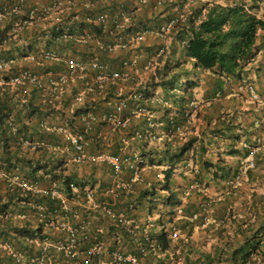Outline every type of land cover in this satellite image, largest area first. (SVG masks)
<instances>
[{
	"label": "crops",
	"instance_id": "obj_1",
	"mask_svg": "<svg viewBox=\"0 0 264 264\" xmlns=\"http://www.w3.org/2000/svg\"><path fill=\"white\" fill-rule=\"evenodd\" d=\"M126 1L131 10L136 7L131 0ZM172 1L179 0H168L165 3V6L168 8H164V11L162 12L164 14L162 15L161 13L158 14L154 12V10H152L151 8V4L147 6L137 7L134 10L133 14H135V17L137 15L141 19H138V17L135 18L136 21L140 20V23L139 21L135 22L134 20V25L132 27L133 30L131 33L144 28V26L157 24L159 21L163 20V16L165 14H168L172 10V4L169 3ZM208 1L233 3L237 2L238 0ZM45 2H47V0H23L19 3L20 11L18 14L5 15L0 19V29L2 33L0 35L2 38V40L0 41V52L1 50L7 52L6 55H1L0 60H12L13 62L7 67L8 69L14 67V72L19 69H25L24 67L33 68V72L36 73L44 72L45 69H47L49 66L54 69H59V67L61 66L62 68H60L63 69L62 64L52 61H44L40 64V66L37 65V63H40L38 62L39 60L32 57V55H34V52L37 50L38 57L40 51H42L43 49L52 48H55L58 54L64 56L69 55L76 58L83 56L85 57L83 47L75 43H70V45H64L63 47H59L60 45L58 46L57 44L54 45L52 43H49L48 40L44 37V34L50 27V23L47 20L41 21L37 25L28 23V8L34 3ZM199 2V0H195L189 8L190 11L194 10L199 5ZM246 2L249 4L251 3V0H246ZM12 3L14 2L11 0H0V6L10 5ZM258 3L260 5V9L257 11V14L264 18V1H259ZM93 5L94 10H96L98 8H107L109 7V5H114V2L113 0H97ZM4 29L5 31L3 32L2 30ZM35 33H40V38L37 37V39H33V35L29 38V41L32 42V48L35 49L34 52L28 53L26 55H19V51L16 50L15 47H23L26 43H28V36ZM11 41H13L14 43L8 44ZM155 43H158L157 38L153 36H146L141 44V48L145 52L144 56L142 58L140 57L137 60V64L139 67L138 70H140L141 72H144L145 69L143 67L145 63V56L151 54V52L149 51ZM255 43L258 47V52L249 66V72L246 74H242V78L240 80H232L229 78L230 80L226 81L225 79L223 80L221 85H219L218 80L213 76L212 73L194 69L192 67L191 61L189 59L186 60V66L189 65L190 72L194 74L192 78L194 85L192 87H187L185 90L181 91V95H179V97L177 96V99H184L192 96L191 98H197L199 100L201 98L200 101L204 103L201 107H199V110L192 113L188 129L184 133L172 137L164 136V123L160 121L163 119L161 116L162 113L159 108H153L154 106H152V112L155 117L154 127L151 132L155 135V138L153 140H147V144L145 146L138 147V144L132 142L130 138L123 136V132L126 131L125 129L113 130L105 123H99L95 125V127L93 128V132L91 133V138L89 136L88 142H86L87 151L90 154L102 152L112 153L116 155H127L129 157H139L141 151L144 149L146 150L149 148H154L157 149L158 152H160V150L163 148L162 145L166 140H171L174 142V144L191 142V150L185 152L183 158L189 160L192 163V168L186 169L185 167H183V165L181 167L182 161L180 163H177V168L171 179L172 189L175 191L176 196L180 200V204L176 206L171 207V205H167L163 207L162 205H158L155 208L150 209L146 206H142L141 208V206L137 204L138 207H134V209L131 211L127 210L128 205L133 204L132 200H134L135 196H137V194L139 193L137 188L141 187L143 184H146L147 186L153 184L160 194L165 193L160 188L161 184H158V180L155 176L158 170L163 168V166L150 164L146 159L147 157H139V159L143 161V165H140L139 171L137 170V172L134 173L124 170L117 177L118 180H121L126 184V188L120 191V196L115 201H113V206L115 204V209L125 210L128 217L132 218L133 221L131 223V226L133 227L134 233L132 234L127 230H118L114 234L109 221L106 220L100 212H95L94 215L97 217L96 222L99 223L104 229V233L102 234L101 239L105 243V245L114 246L116 244H119L121 245V248L124 247L126 250L131 252H136V250L141 251L146 247V243L142 241L143 235H148L149 237L152 232H157L161 229L171 230V228H174L176 226L178 229H174L180 230V234L183 235L180 240L186 243L185 246L181 245L179 247H185L183 252L187 250L188 252H184V254L188 255V253L190 252L189 250L193 249L192 246L196 247V249H200L199 242L205 239H218V241L220 242L226 239L228 234H231V236L233 235L235 226L233 223H230L229 219H227L224 208H221V206L218 204L215 206L213 205L211 209H208V212L206 213L208 223L206 224H202V218L200 217V215L194 218H192V215L194 213L199 214L198 205L201 202L202 196L211 197V195L214 193L215 187H218V183H222L221 181L214 178V176L212 175V170L207 169L204 166V162L219 163V166L224 167V169H222V171L220 172L225 175L227 173H232L243 162L246 156L245 154H243V150H246L248 148V144L253 143L255 141V137L257 136V139L261 138L262 141L264 140V30H260L258 32ZM173 44L177 45L176 41H174ZM53 45L54 47H52ZM12 48H14L15 50L13 55H11ZM132 53V51H126L123 53V56H132ZM115 56H118V54L116 53L111 57ZM184 58L185 55L183 53V49L181 48V46H178L177 51L172 56L171 61L177 59L179 61H184ZM117 64H119V59L113 63V67ZM7 71L0 72V76L6 74ZM198 73H200L201 75H209L206 80L205 91L204 93L199 94V96L198 94H195L198 92L199 87L202 86V78L200 75H198ZM184 79L185 77L183 76L179 83H182V80ZM133 84L135 83H128L127 86H124L123 90H121L119 93H121L122 95H127L131 90H136L137 88H139L138 85H140L141 82L136 83V87H133ZM247 84H252L254 89L260 94L261 99L258 102H251L248 99V92L245 89ZM78 86V81H73L69 84V86L62 94L64 97L63 101L67 100L66 104L67 102L68 104L65 105V102H63L62 104L59 102L56 105H59V107H56L57 110L44 112V121H42L41 126L35 125L36 120L34 114L32 116L29 115L30 117H26L25 120L27 127L23 128L21 132L18 133V135L16 136L17 138H10L11 143L28 142L26 143V145L22 144L21 147H24V149H26V152L28 153L27 157H29L32 162L42 160L48 162L50 165H58L59 163L60 166L52 171L42 170L33 173V177H36L37 181L42 187L56 185L61 188V178H58L61 175L62 177H71L81 184H87L86 182H89L90 186H92L93 184H96L97 186L101 181H110L111 183L115 179L114 175L109 170L110 168H108L104 164H93L92 162H89L90 167L95 168L94 170H89L86 163H75L73 161V152L71 146H69L68 142L65 141L64 134L57 131L47 130V126L50 127L59 124H62L63 126L67 125V127L71 131L80 129V124L77 122L75 117L79 111L84 109L82 108V106H79L83 104V102L72 104L74 95L77 94L73 93L72 90L74 88H77ZM220 87L223 91L220 93H216V91ZM6 88V94L8 97L14 99L15 97L21 96L15 86H6ZM29 89L32 90L33 86H31ZM158 91H160L161 94H164V91L160 88L156 89L155 93H157ZM31 97L36 104H39L42 100L41 95L38 93H32ZM110 99H112L113 102L115 100V97H110ZM12 108H14L13 112H16L17 109H20L21 115L25 116L26 111L23 106L21 107L15 105L12 106ZM75 108L76 111L73 114ZM123 115H127V111H125ZM142 121L143 120L141 118H132L127 129L130 126L132 127L138 125V129L142 130L146 125ZM41 129L48 133L53 132L58 140L55 146H53L52 143H49L45 145L46 147H44V150L46 151L42 150L39 152L33 149L38 142H52V139H50L49 137L45 139V137L42 136ZM3 137H5V135L1 136L0 138ZM116 142L122 143V145L120 144L121 146H119L118 149L115 146ZM27 144H29L30 146H27ZM1 149L2 147L0 146V151ZM0 162H3L5 164V161L1 159ZM19 166L20 165L18 163L17 168L11 169L10 173H7L6 171H4V169L0 170V195L2 196L3 200L6 198L7 191L9 190L8 184H6V178L14 174L22 177L23 174L27 172V170H23ZM195 180H198L199 183L196 182L197 185L191 190L190 194L184 195L183 189L185 188V186L191 184ZM103 188L105 189L106 186ZM94 189L96 193L101 191L99 188ZM219 198L220 196H216L210 199L214 200ZM69 203L73 207L81 210L80 202H78L77 199H75L73 202L69 201ZM7 210V216L11 217L13 223L17 226L27 225L30 228H35L36 226H38L34 219H32L31 217L23 219L19 216L21 212L27 211V206L23 205L19 201H15V203L13 205H10L9 209ZM170 210L174 211L175 216L171 217V221L168 220L170 218ZM185 221L191 222L189 224H192V229L189 234H187V231L180 229V225L186 224ZM56 230L57 229H53L51 225H42L41 229L42 233H47L54 240L63 238V233L59 230ZM124 232L126 234H124ZM170 239L171 241L169 248H167L166 250H159V252H157L154 256H151L149 254L145 256L144 259H147L148 263H152L154 261H158V259L156 258L164 257L165 255L170 256L171 254H173L176 256V260H178L176 261L177 263L182 262L185 257L184 255H182V251L180 249H174V247H177L175 244L178 241H175L176 238ZM112 242L115 244L113 245ZM152 243L155 242L152 241ZM82 244L85 245L81 246L77 255L74 256V259H72L73 261L75 260L76 263L80 261L81 254L83 253L82 250L86 245H88V242H83ZM198 252H200V250H198ZM61 258H63L61 255H57V259Z\"/></svg>",
	"mask_w": 264,
	"mask_h": 264
},
{
	"label": "trees",
	"instance_id": "obj_2",
	"mask_svg": "<svg viewBox=\"0 0 264 264\" xmlns=\"http://www.w3.org/2000/svg\"><path fill=\"white\" fill-rule=\"evenodd\" d=\"M11 1L14 2L18 0ZM199 1V5L194 10L190 11L186 23L172 28L170 33L164 40H159L157 38L158 43H155L149 51L151 52V54H153V51L157 47L164 44L166 45L164 54L158 59V64L160 62L159 65L161 66H155L156 68L154 67L155 72H153L152 74L150 82L151 84L146 86L143 85L142 87L139 86V88H137L136 90L130 91L141 92L144 97H146V107L148 108V111L152 116L151 120L153 125L149 126L147 125V121L145 119L146 116L135 115L133 113H128L127 115L128 123L124 128L126 131L123 132V136L130 138L132 142L138 144V147L145 146L147 144V140H150L148 136L153 134L151 130L154 127L155 117L153 115L152 109L156 107L159 108L162 113L161 116L163 119L160 118L162 119L160 121L164 123V136L172 137L178 135L168 133V129L170 127L169 121L171 118H173L175 121H180V119H182L183 117V101L186 98L182 97L184 99H177L179 95H181V91L185 90L187 87H192L194 85L192 79L194 74H192L190 70H186L184 73L185 75L181 73V68L186 65L187 59L191 61L192 67L194 69L212 73L213 76L218 80L219 85H221L223 80L225 79L226 81H229L230 79L240 80L242 78V74L248 73L249 66L258 52V47L256 46L255 40L258 32L260 30H264V18L257 14V11L260 9V5L258 2L264 0H251V3L249 4L246 2V0H238L237 2L233 3L208 0ZM19 2L20 0L18 1V3ZM176 3H178V1L170 2V4H172L171 9ZM135 6L136 7L132 9L133 11L137 7H141L137 5ZM165 7L166 6L164 5L159 9H153L151 6L154 12L158 14L161 13V15L164 14L162 12L164 11ZM30 8L31 6L28 8V10ZM102 10H106V8H98L91 12H98ZM172 12L173 9L168 14ZM15 14L16 12H13L11 15ZM137 17L138 19H141L137 15L135 17L134 14L135 22L139 21L140 23V20L136 21L135 18ZM165 17L166 15L163 16V18ZM72 24L73 23H71V25L69 24V33L75 32L72 28ZM155 25L156 24L147 25L144 26V28L151 29L155 27ZM85 27L88 29V32H91L90 30H95L94 33L97 35L100 32L99 28L93 29L90 25H85ZM132 27L126 30L127 33L132 32ZM144 28L138 29L142 30ZM2 31L4 32L5 29ZM1 34L2 33L0 29V35ZM32 35L33 39H37V37L40 38V33H35L28 36V43H26L23 47H15V49L19 51V55H26L28 53L34 52L35 49L31 46L32 42L29 41V38ZM1 40L2 38L0 36V41ZM174 41H176L177 45L173 44ZM48 42L54 45H60L59 47H63L64 45H70V43H72V40L62 37L59 40H54V42L52 40H48ZM142 42H140L137 46H134L133 49L125 50L123 52H116L118 56L115 57H111L108 54L101 53L98 55V59L104 64H108V67L111 69H120L121 61L130 57L129 55L123 56V53L126 51H132L133 55L135 52L143 51L141 48ZM13 43L14 42L11 41L8 44ZM167 43L169 44V46H167ZM54 45L52 47H54ZM178 46H181V48L183 49V53L185 55L184 61H179L178 59H173L174 61H171L172 56L177 51ZM52 49L56 51L55 48ZM14 52L15 50L14 48H12V54H10L13 55ZM6 53V51L1 50L0 57L1 55H6ZM32 57L39 60L38 62L40 63H37V65L39 66L42 62L46 61L42 57H40V55L38 57V50L34 52V55H32ZM118 59L120 60L119 64L113 67V63ZM60 67L59 69L62 68ZM24 68L27 70H31L32 72L34 71V69L30 67ZM47 69L59 70L51 68L50 66ZM47 69H45V71ZM14 70L15 68L11 67L8 69L6 74H3L1 76L4 79V83L0 85V137L4 135L5 137L0 138V146L2 147L0 151V159L5 161V164L3 162H0V170L4 169V171L10 173L11 169L17 168V165L19 163V167H21L23 170H27V172L23 174V178H26L28 180H37L36 177H33L34 172L42 170L52 171L60 166L59 163L58 165H50L48 162L42 160L32 162L30 158L27 157L28 153L26 152V149H24V147H21L22 144L26 145V143L28 142H12V144L10 142V138H17L16 136L18 135V133L21 132L23 128L27 127L25 120L26 117H30L29 115L32 116L34 114L36 120L35 125L41 126L42 121H44V112L57 110L56 105L59 102L61 104L65 102V105H67L68 102L66 104L67 100L63 101L64 97L62 94L64 92L58 94L56 91L47 89V87L36 88V86H33L32 90L29 89V91L24 96H18L14 99L8 97L6 94V86H11L10 84H8V81ZM87 72V75L92 74L91 69H88ZM183 76L185 77V79L182 80V83H179ZM73 81H78L79 86L77 88H74L72 92L78 94L80 93L83 96V104L79 106H82V108H84L83 111L85 112H94V114H96L99 119V122L97 124L105 123L102 119L107 113L111 111L113 102L110 97H115L116 100L118 97L125 96L119 93L121 91L120 88L122 89V87H124L122 86V84L120 85V87L109 86L104 90H98L96 88V85L92 83L90 84V89L88 91V77L70 80L68 84ZM128 83H137V74L135 75L133 80L126 82L123 85ZM159 88L164 91V94H161L160 91L155 93V90ZM250 88L256 91L252 84H247L245 89L248 92V99L251 102L256 103L261 99V96L256 91L258 94V99H252ZM222 91L223 90L220 87L216 91V93H220ZM176 92L179 93L177 95L178 97H173ZM32 93H38L41 95L42 100L39 104H36L32 100ZM151 96L154 97V101L150 100L152 98ZM88 98L92 99L89 100ZM134 101L130 99L129 105L133 106ZM140 102L142 104L145 103L144 100H141ZM72 104L77 103L73 100ZM15 105L24 107L26 111L25 116L21 115L20 109H17L16 112H13L14 108H12V106ZM152 106L154 107L152 108ZM75 111L76 108L74 109L73 114L75 113ZM127 112H130V110ZM132 118H141L143 120L142 122L146 124V128L144 126V128L140 130L138 129L139 126L136 125L132 127L130 126L127 129ZM92 132L90 131L86 136L88 138L90 136L91 138ZM41 134L45 137V139L47 137L52 139V142H38L33 148L35 151H46L44 150V147H46L45 145L49 143H52L53 146L57 144L58 139L53 132L48 133L42 130ZM257 137H255V141L253 143L248 144V148L246 150H243V154L247 155L250 149H254V160L252 167L246 170V179H244V182L240 183L242 186L245 185L249 189V192L246 194L245 199L242 201L244 211L241 213L234 214V198L236 196L235 191L238 189L236 188L235 190H231L232 184L229 183V181L239 170L240 165L232 173H227L225 175L220 172L222 171V169H224V167L219 166V163L204 162V166L207 169L212 170V175L214 176V178L222 182L220 184L218 183V187H215L214 190V193H219V195H221V198L212 200L209 209H211L213 205L215 206L217 204L220 205L221 208H224L225 215L229 217V221L230 223L234 224L235 229L232 236L231 234H228L226 239L220 242L218 241V239L212 238L213 240H215V244L214 246H212V249L207 251L205 254L202 255L201 253H199L193 258L186 257V260L183 259L182 263L180 264H183L184 261H186L187 264H201V260L203 259H207L209 262H211L212 258L214 259V257L216 258L217 262L219 261L225 264H264V140L262 141L261 138L257 139ZM120 144L122 145L121 142L115 143L117 149L119 146H121ZM28 145L29 144H27V146ZM162 146L163 148L160 150V152H158L157 149L149 148L146 150H142L140 155H138L139 157H147L146 159L150 164L163 166V168L158 170L155 176L158 180V184H161L160 188L165 193L160 194L153 184H150L148 186L146 184H143L141 187L137 188L139 193L137 194V196H135L134 200H132L134 207H138V205H140L141 208L142 206H146L147 208L152 209L158 205H162L163 207L171 205V207H173L180 204L179 198L176 196L175 191L172 189L171 179L177 168V163H180L182 161L181 167L183 165V167H185L186 169L190 168L186 167L185 165L187 163H190L191 166L192 163L189 160L184 159L183 155L185 152L191 150V142L174 144L173 141L166 140ZM130 159L135 163L134 156H131ZM140 165H143L142 160L139 163L134 164L131 169L126 168L124 170L128 172H133L135 170L139 171ZM107 167L109 168V166ZM58 178H61V188L63 187L64 193L67 197L74 196V191L69 186L70 182H73V184H75L76 186H81V183L75 181L71 177H62L61 175ZM196 182L199 183L198 180L192 182L194 188L197 185ZM105 183L106 182L102 181L98 183V188L99 186L105 185ZM226 185H229L230 189L229 187H226ZM108 186H110V184ZM9 191L11 190L7 191V196L4 200L0 195V264H14L13 259L7 254V252H5L6 250L3 248L4 244L12 247L13 250L21 251L28 256L34 254V252L32 251V246L35 245L36 241H38L39 243L44 236H48L50 239L54 240L47 233H42V224L40 223H37L38 226H36L35 228H30L27 225L17 226L13 223L12 218L7 216L6 214V211H8L7 209H9L10 205H13L15 201L26 198H22L23 196H21L18 190H14L11 192ZM75 196L77 197V195ZM204 197L207 196H202V199ZM36 199L44 202L41 197H36ZM55 202L56 201L54 200V203ZM50 203H52V201H50ZM169 213L170 218L168 220L171 221V217L174 216V211L170 210ZM195 214L196 213L192 215V218ZM189 223L191 222H186V224L180 225V229L187 231V234H189L192 229V224ZM52 228L55 229L56 227L52 226ZM118 230L124 231L125 229L122 227H118ZM124 234L126 233L124 232ZM170 238V229H161L160 231L152 232L147 241L142 240L144 243H146V247L143 250H136V252H131L123 247L122 251L135 254L140 264H153L154 262L148 263L147 259H144L145 256L149 254L151 256H154L157 252H159V250H166L167 248H169L171 241ZM12 241L16 242V244H12ZM152 241H154L155 243H152ZM114 244L115 243H113V245ZM120 246L121 245H119V247ZM214 250L217 251L216 256H214ZM189 251L190 253L195 252L194 249H190ZM57 255L59 254L54 253L53 258L57 259ZM167 257L170 256L165 255L163 258H159L157 261L158 264H170L169 259L171 260L172 258ZM104 264L111 263L106 259V262Z\"/></svg>",
	"mask_w": 264,
	"mask_h": 264
},
{
	"label": "built area",
	"instance_id": "obj_3",
	"mask_svg": "<svg viewBox=\"0 0 264 264\" xmlns=\"http://www.w3.org/2000/svg\"><path fill=\"white\" fill-rule=\"evenodd\" d=\"M19 1V0H18ZM18 1L10 5L0 6V19L5 15L16 14L20 11ZM97 0H47L45 3H35L27 12V21L30 24L37 25L41 21L47 20L50 23L48 31L44 34L47 40H59L60 38H69L72 43L80 45L84 49L85 57H73L69 55H61L52 49H43L39 55L46 61L57 62L62 64L63 69H48L42 73L32 72L27 69H19L13 73L8 84L15 86L21 96H24L31 86L36 88L47 87L49 90L56 91L58 94L63 93L69 86L70 80L88 77L87 89L89 91L90 84H95L98 90H104L106 87H120L121 84L134 79L138 72L137 60L144 56V51L135 52L127 59H123L120 63V69H111L108 64H104L98 59L101 53L110 56L116 52L133 49L142 42L146 36H153L159 40H164L171 29L186 23L190 9L189 6L194 0H179L173 6V12L165 14L166 17L159 21L155 27L137 30L133 33H127V29L134 25L133 10L127 5L126 0H115L114 5H109L106 10L91 12ZM137 6L152 4L153 9H159L165 5L168 0H131ZM170 1V0H169ZM173 2V1H172ZM170 3V2H169ZM164 15V16H165ZM75 32L69 33V24ZM90 25L93 29L99 28V34H95V30L85 27ZM82 27V29H81ZM166 45L157 47L153 54L145 56V69L155 67L158 59L164 54ZM120 61V60H119ZM12 60H0V72L8 70V65ZM143 68V69H144ZM91 69L92 74L87 75V70ZM4 83V79L0 76V85ZM251 98L258 99V94L252 88ZM151 101L154 97L151 96ZM74 102L82 103V94L74 95ZM135 100L133 106L129 105V101ZM144 100V104L140 101ZM146 97L141 92H130L125 96L118 97L113 101L111 111L107 113L102 120L113 130H123L128 123V113L146 116L147 125L152 126V116L146 107ZM199 105L196 98H186L183 101V117L180 121L170 119V127L168 133L181 134L189 126L192 112L197 111ZM127 115H123L125 111ZM75 119L80 124L79 130L71 131L62 124L47 126V130L57 131L64 134V139L71 146L73 152V161L77 164L83 163H101L109 166L115 179L110 186L103 189L102 192H95L94 188L88 187L87 184L76 186L73 182L69 183L70 188L74 191V196L67 197L64 189L58 188L56 185L48 187L40 186L37 180H28L18 175L7 177L8 189L11 191L18 190L23 196L19 200L20 203L27 206V211L21 212V218H32L36 223L44 226H55L63 233V238L52 240L48 236H44L39 242L36 252L32 255L25 256L21 251L11 249L7 244L3 245L7 254L13 259L14 264H104L106 259L111 264H140L135 254L122 251L119 245H105L101 236L104 233L103 227L96 222L95 212H100L110 223L113 233L118 231V227H122L130 233L133 232L131 226L132 218L128 217L125 210L115 209L113 201L120 196V191L126 188V184L117 177L124 169H131L134 164L141 160L134 156L135 163L132 162L127 155H116L112 153H96L90 154L87 151L86 142L89 132L93 131L95 125L99 122L98 117L92 111H79ZM150 140L155 138L154 134L148 136ZM254 149H250L245 156L243 162L239 166V170L229 181L230 184H238L246 174V170L253 165ZM190 166V163L185 165ZM134 173L137 170L133 171ZM194 185L191 183L183 189V194H190ZM77 194V197L75 196ZM36 197H41L44 202L39 201ZM77 199L80 202L81 210L70 205ZM54 200L57 202L54 203ZM39 201V202H38ZM52 201V203H50ZM212 200L204 197L199 203V214L195 216L202 218V224L208 223L206 213L210 207ZM134 209V205L130 204L127 210ZM193 217V218H194ZM171 238L177 237V231L171 228ZM143 240L147 241L148 235H143ZM83 242H88L81 254L80 261L76 263L74 256L77 255ZM59 254L63 258L55 259L53 254Z\"/></svg>",
	"mask_w": 264,
	"mask_h": 264
},
{
	"label": "rangeland",
	"instance_id": "obj_4",
	"mask_svg": "<svg viewBox=\"0 0 264 264\" xmlns=\"http://www.w3.org/2000/svg\"><path fill=\"white\" fill-rule=\"evenodd\" d=\"M191 7V6H190ZM167 46H169V44L167 43ZM158 62V61H157ZM159 64H160V62H159ZM158 63H156L155 64V66L157 67V66H161V65H159ZM42 66H43V64H42ZM155 67V68H156ZM155 68L154 67H152V68H147L146 70L144 69V72H141L140 70H138V72H137V83L138 82H141V84L140 85H138V87L140 86V87H142L143 85H150L151 83V78H152V74H153V72H155ZM184 68H186V69H184ZM181 73L183 74V75H185L184 73H185V71L186 70H190V66L189 65H185V66H183L182 68H181ZM145 72H147V73H145ZM198 75H200L201 76V78H202V86L201 87H199V89H198V92L197 93H195V94H198V96H199V94H202V93H204V91H205V84H206V80H207V78L209 77V75H207V74H200V73H198ZM122 86H127V84H125V85H123L122 84ZM136 87L137 85H136V83L135 84H133V87ZM123 88L124 87H122V89L120 88V90H123ZM125 90V89H124ZM174 92V91H173ZM170 94V93H169ZM179 93L178 92H176V94L173 96V97H177V95H178ZM199 98V97H198ZM89 100H91V99H89ZM200 100H201V98H200ZM199 99H197L196 98V101H197V103H198V105H199V107H201L202 106V104L204 103V102H202V101H200ZM56 107H59V105L58 106H56ZM198 110H199V108H198ZM188 129V127L185 129V131ZM184 131V132H185ZM183 132V133H184ZM94 164V163H93ZM86 165H87V167L89 168V170H94L95 168H91L90 167V165H89V163H86ZM190 168H192V164H191V166H189ZM244 179H246V177L244 176L243 178H242V180L238 183V184H234V185H232L231 186V190H235L236 188L238 189V190H236L235 192H236V196H235V198H234V214H237V213H241V212H243L244 211V207L242 206V201L245 199V196H246V194L249 192V189H248V187L247 186H242L240 183H242V182H244ZM87 183V185H88V187L90 186L89 184V182H86ZM97 183V182H96ZM110 184V181H107L106 183H105V185H103V186H99V189L100 190H102V192L104 191L103 189V187H105V186H108ZM235 186V187H234ZM242 186V187H241ZM90 187H92V188H97L98 189V185L96 186V184H93L92 186H90ZM226 187H229V189H230V186L228 185H226ZM233 187V188H232ZM216 196H220V198H221V195H219V193H213L212 195H211V197H209V198H214V197H216ZM212 200V199H211ZM175 217V216H174ZM227 219H229V217H227ZM175 229H178L176 226L174 227ZM177 231V237H176V239H175V241H178L175 245L177 246V247H174V249H180L181 251H182V255H184L185 257H184V259L186 258V257H190V258H193L194 256H196L197 254H199V253H201L202 255L203 254H205L207 251H209V250H211L212 249V246H214V244H215V240H208V239H205V240H203V241H201V242H199V245H200V249H196V247H194V246H192V248L193 249H195V252L192 254H190V252L188 253V255H185L184 254V252L185 253H187L188 251L186 250V251H184L183 252V250H184V248L185 247H179V246H181V245H184L185 246V242H182V240H180L181 239V237L183 236V235H181L180 234V230H176ZM12 244L13 243H15L16 244V242H14V241H12L11 242ZM38 246H39V243H38V241H36V243H35V245L33 246V248H32V251L35 253L36 252V249L38 248ZM189 247V246H188ZM11 249H13L12 247H10ZM190 248V247H189ZM197 250V251H196ZM198 250H200V252H198ZM214 256H216V254H217V251L216 250H214ZM159 254V253H158ZM23 255L25 256V259H26V256H27V254H25V253H23ZM172 255V254H171ZM170 255V257H167V258H172L171 260L169 259V262H170V264H180V263H182V262H180V263H177L176 261H178V260H176V256L174 255H172L171 256ZM161 256V255H160ZM159 258H163V257H159ZM159 258H157V259H159ZM186 260V259H185ZM183 261V260H182ZM153 264H158V262L157 261H154V263ZM183 264H187L186 263V261H184V263ZM201 264H225V263H222V262H217L216 261V258L214 257V259L212 258V261L211 262H209L207 259H203V260H201Z\"/></svg>",
	"mask_w": 264,
	"mask_h": 264
}]
</instances>
